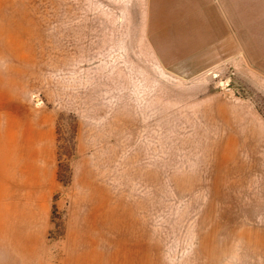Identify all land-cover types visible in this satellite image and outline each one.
I'll return each instance as SVG.
<instances>
[{"label": "rangeland", "instance_id": "obj_1", "mask_svg": "<svg viewBox=\"0 0 264 264\" xmlns=\"http://www.w3.org/2000/svg\"><path fill=\"white\" fill-rule=\"evenodd\" d=\"M144 11L0 0V264H264V89L171 74ZM17 138L57 143L30 191Z\"/></svg>", "mask_w": 264, "mask_h": 264}, {"label": "crops", "instance_id": "obj_2", "mask_svg": "<svg viewBox=\"0 0 264 264\" xmlns=\"http://www.w3.org/2000/svg\"><path fill=\"white\" fill-rule=\"evenodd\" d=\"M144 3L146 35L159 62L171 74L193 79L222 65L235 64L240 75L264 89V0H144ZM17 139L16 181L30 191L29 182L46 183V172L56 164L57 143L50 140L47 146L43 141L31 151L29 138ZM33 141L38 144V137ZM1 180V185L9 186L3 190H13L5 173ZM48 182L53 185L52 180ZM38 187L34 190H39ZM15 205L24 206L23 202Z\"/></svg>", "mask_w": 264, "mask_h": 264}]
</instances>
